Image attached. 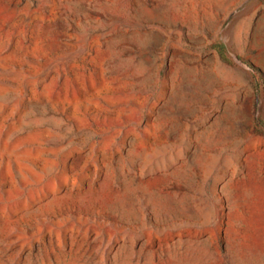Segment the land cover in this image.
I'll return each mask as SVG.
<instances>
[{
    "label": "rangeland",
    "instance_id": "obj_1",
    "mask_svg": "<svg viewBox=\"0 0 264 264\" xmlns=\"http://www.w3.org/2000/svg\"><path fill=\"white\" fill-rule=\"evenodd\" d=\"M0 264H264V0H0Z\"/></svg>",
    "mask_w": 264,
    "mask_h": 264
},
{
    "label": "trees",
    "instance_id": "obj_2",
    "mask_svg": "<svg viewBox=\"0 0 264 264\" xmlns=\"http://www.w3.org/2000/svg\"><path fill=\"white\" fill-rule=\"evenodd\" d=\"M250 66H252V67H254L255 68V66L254 65H252L251 63H248Z\"/></svg>",
    "mask_w": 264,
    "mask_h": 264
}]
</instances>
